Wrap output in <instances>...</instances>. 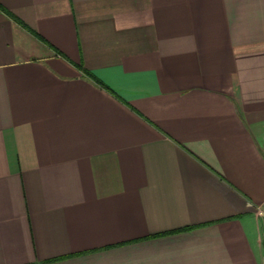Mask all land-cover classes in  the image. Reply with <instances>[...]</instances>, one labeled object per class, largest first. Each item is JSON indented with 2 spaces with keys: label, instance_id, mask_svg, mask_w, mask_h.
Here are the masks:
<instances>
[{
  "label": "crops",
  "instance_id": "0c3cea01",
  "mask_svg": "<svg viewBox=\"0 0 264 264\" xmlns=\"http://www.w3.org/2000/svg\"><path fill=\"white\" fill-rule=\"evenodd\" d=\"M0 7V264H264V0Z\"/></svg>",
  "mask_w": 264,
  "mask_h": 264
},
{
  "label": "trees",
  "instance_id": "16d2710c",
  "mask_svg": "<svg viewBox=\"0 0 264 264\" xmlns=\"http://www.w3.org/2000/svg\"><path fill=\"white\" fill-rule=\"evenodd\" d=\"M0 9H2L1 7H0ZM18 21V20H17ZM19 23H21V22H19ZM21 24H23V23H21ZM88 74V73H87ZM89 76H90V74H88ZM99 83V82H98ZM99 84H101V83H99ZM101 86H103L104 87V85L103 84H101Z\"/></svg>",
  "mask_w": 264,
  "mask_h": 264
}]
</instances>
